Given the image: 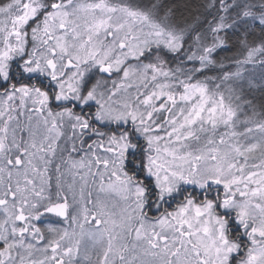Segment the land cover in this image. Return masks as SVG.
<instances>
[{"label":"snow or ice","instance_id":"1","mask_svg":"<svg viewBox=\"0 0 264 264\" xmlns=\"http://www.w3.org/2000/svg\"><path fill=\"white\" fill-rule=\"evenodd\" d=\"M0 264H264V0H0Z\"/></svg>","mask_w":264,"mask_h":264}]
</instances>
